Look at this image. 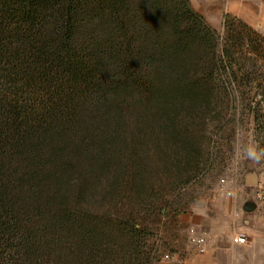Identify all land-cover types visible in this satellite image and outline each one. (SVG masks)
Returning a JSON list of instances; mask_svg holds the SVG:
<instances>
[{
	"label": "trees",
	"instance_id": "trees-1",
	"mask_svg": "<svg viewBox=\"0 0 264 264\" xmlns=\"http://www.w3.org/2000/svg\"><path fill=\"white\" fill-rule=\"evenodd\" d=\"M224 26L220 41L191 0H0V264H155L156 168L131 131L170 100L235 109L264 84V36Z\"/></svg>",
	"mask_w": 264,
	"mask_h": 264
},
{
	"label": "rangeland",
	"instance_id": "rangeland-1",
	"mask_svg": "<svg viewBox=\"0 0 264 264\" xmlns=\"http://www.w3.org/2000/svg\"><path fill=\"white\" fill-rule=\"evenodd\" d=\"M191 2L222 41L225 19L230 14L215 10L211 0ZM251 33L253 35L254 31ZM255 33L260 32L255 29ZM263 88L261 81L241 86L235 109L224 107L225 100L218 96L204 101L170 100L164 109L154 107L151 118L156 125L153 124L152 131L146 136H142L145 125L138 124L131 131L130 138L135 143L149 140L150 162L156 168V174H152V182L156 183L151 202L154 205L143 214L141 223L150 231L148 241L155 264H169L175 257L182 258L183 249L192 248V229L206 235L204 230L189 223L190 217L222 211L220 207L226 200L233 199L238 205L255 204L256 211L264 217ZM258 103H262L260 113L253 109ZM162 123L168 126L167 136L160 133ZM185 129L189 140L178 144L170 140V136ZM163 137L166 141L158 139ZM117 142L120 144L118 150L126 145L123 140ZM254 174L257 183L251 185L248 177ZM113 176V172L101 171L94 183L108 189L114 182ZM227 192L233 195L229 196ZM106 193L102 191L97 198L102 201L97 207L102 209L105 205L108 210L110 203L104 202Z\"/></svg>",
	"mask_w": 264,
	"mask_h": 264
},
{
	"label": "crops",
	"instance_id": "crops-1",
	"mask_svg": "<svg viewBox=\"0 0 264 264\" xmlns=\"http://www.w3.org/2000/svg\"><path fill=\"white\" fill-rule=\"evenodd\" d=\"M211 3L215 10L238 17L264 35V0H211ZM245 205L229 199L220 207L222 211L192 215L189 223L206 232V251L199 252L192 244L188 251L183 249L182 258L175 257L169 264H264V217L257 208L245 211ZM240 232L247 235V244L234 241Z\"/></svg>",
	"mask_w": 264,
	"mask_h": 264
},
{
	"label": "built area",
	"instance_id": "built-area-1",
	"mask_svg": "<svg viewBox=\"0 0 264 264\" xmlns=\"http://www.w3.org/2000/svg\"><path fill=\"white\" fill-rule=\"evenodd\" d=\"M222 182H225V180L223 179ZM227 194L229 196H232L233 193L232 192H227ZM190 239L192 244H194L199 252H205V244H206V236L204 234H199L195 229L191 230V234H190ZM234 241L238 244H247L248 243V237L245 233H238L235 238Z\"/></svg>",
	"mask_w": 264,
	"mask_h": 264
},
{
	"label": "water",
	"instance_id": "water-1",
	"mask_svg": "<svg viewBox=\"0 0 264 264\" xmlns=\"http://www.w3.org/2000/svg\"><path fill=\"white\" fill-rule=\"evenodd\" d=\"M248 183L251 185H255L257 183V176L256 174L254 175H249L248 177ZM257 206L255 204H246L244 207L245 211H253Z\"/></svg>",
	"mask_w": 264,
	"mask_h": 264
}]
</instances>
